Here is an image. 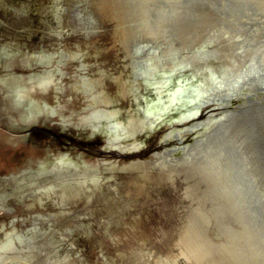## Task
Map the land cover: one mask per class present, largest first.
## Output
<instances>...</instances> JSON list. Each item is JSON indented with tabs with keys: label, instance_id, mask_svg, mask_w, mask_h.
I'll return each mask as SVG.
<instances>
[{
	"label": "rangeland",
	"instance_id": "obj_1",
	"mask_svg": "<svg viewBox=\"0 0 264 264\" xmlns=\"http://www.w3.org/2000/svg\"><path fill=\"white\" fill-rule=\"evenodd\" d=\"M11 229L33 264H264V0H0Z\"/></svg>",
	"mask_w": 264,
	"mask_h": 264
},
{
	"label": "bare ground",
	"instance_id": "obj_2",
	"mask_svg": "<svg viewBox=\"0 0 264 264\" xmlns=\"http://www.w3.org/2000/svg\"><path fill=\"white\" fill-rule=\"evenodd\" d=\"M73 54L76 55L75 52ZM103 77H104V73H102L101 76L97 77V78L96 77H94V78H92V77L84 78L81 81H75L72 84L71 87L74 88L76 91L81 92L83 95H86L87 98H88V101H89L90 98L94 95L93 86H95L96 84L100 85L101 82H102ZM43 81H45V80H43ZM2 82L5 83L4 80ZM8 83L9 84L6 83L7 84L6 87L9 88L10 90H8L7 96L10 97V101L12 102V107L13 108H21V110H23V111H21V113H22L21 115L22 116H25V117L27 116V114H26L27 112L25 113V110H26L25 106L27 105V101L31 100V101L38 102V103H40L41 108H43V107L47 108L48 107L47 102H43L42 103L34 95L30 94L29 92L26 93L27 92V91H25L26 88H27L26 86H23V85L22 86L21 85L17 86L15 84H13V82L11 80H9ZM106 99L107 98L105 96L100 97V100L102 102H106L107 101ZM88 106L91 107L89 104H88ZM92 112H94L96 114V116L98 114H100V113H101V115H106L107 117H109V116H111L113 114V110H109L107 108L106 109L105 108L93 109ZM185 115H189V113H187ZM148 124L150 126H152L153 122H151V123L148 122ZM144 126H145V124L141 125V127H144ZM169 151L170 150L165 151L164 153H169ZM37 162L39 164H42L44 161L38 158ZM58 163H65L67 166L74 164L73 161H71V160H69V161L66 160L65 161L63 158H61L60 162H58ZM146 163H148V161H146V160H133V161L130 162L129 165L130 166L131 165L132 166H134V165H143V164H146ZM74 165H76V164H74ZM40 169H43V168H40ZM56 169L58 171L60 170L59 168H56ZM42 178L43 177L38 178L39 179V183L35 186V189H33L34 192H37L40 200H43L44 198H46V196H48L49 193L52 190H58L60 188L63 189V187L65 186L64 181L63 182L62 181L59 182L57 185L52 184V185H49V186H44L41 183L42 182ZM85 181H86V179H84L82 181L79 180V181L76 182V184H81L82 182H85ZM74 185H75V183H74ZM52 197H54V196H52ZM12 230L13 229H11L10 232L6 233L7 234V240L6 241H0V264H33L31 262L32 261L31 251L35 247L34 243L32 242L34 240L27 239L22 234H19V233H16V232L13 233ZM27 241H29V244H27Z\"/></svg>",
	"mask_w": 264,
	"mask_h": 264
},
{
	"label": "crops",
	"instance_id": "obj_3",
	"mask_svg": "<svg viewBox=\"0 0 264 264\" xmlns=\"http://www.w3.org/2000/svg\"><path fill=\"white\" fill-rule=\"evenodd\" d=\"M12 137V136H11ZM11 137H8V135L7 136H5V140L6 141H10V142H12V139H14V138H16L15 136H13L12 138ZM11 138V139H10Z\"/></svg>",
	"mask_w": 264,
	"mask_h": 264
}]
</instances>
